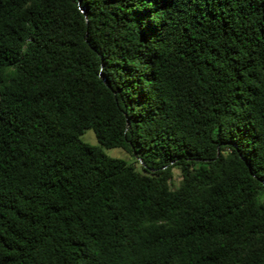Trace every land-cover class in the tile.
I'll list each match as a JSON object with an SVG mask.
<instances>
[{
	"label": "trees",
	"instance_id": "16d2710c",
	"mask_svg": "<svg viewBox=\"0 0 264 264\" xmlns=\"http://www.w3.org/2000/svg\"><path fill=\"white\" fill-rule=\"evenodd\" d=\"M0 264H264V0H0Z\"/></svg>",
	"mask_w": 264,
	"mask_h": 264
},
{
	"label": "rangeland",
	"instance_id": "374dc122",
	"mask_svg": "<svg viewBox=\"0 0 264 264\" xmlns=\"http://www.w3.org/2000/svg\"><path fill=\"white\" fill-rule=\"evenodd\" d=\"M81 138L83 139V141L88 142L92 145H98V140L95 135V132L91 129L86 130L85 133L81 136ZM104 150L109 156L124 158L128 160L129 162L134 161L133 156L123 148L117 147V148H110V149H104ZM175 175H176L175 183L178 184L179 175H180L178 169L175 170Z\"/></svg>",
	"mask_w": 264,
	"mask_h": 264
}]
</instances>
